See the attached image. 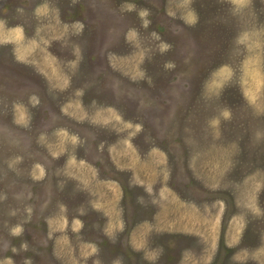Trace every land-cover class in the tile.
Returning a JSON list of instances; mask_svg holds the SVG:
<instances>
[{
    "label": "rangeland",
    "instance_id": "1",
    "mask_svg": "<svg viewBox=\"0 0 264 264\" xmlns=\"http://www.w3.org/2000/svg\"><path fill=\"white\" fill-rule=\"evenodd\" d=\"M224 261L264 264V0H0V264Z\"/></svg>",
    "mask_w": 264,
    "mask_h": 264
},
{
    "label": "flooded vegetation",
    "instance_id": "2",
    "mask_svg": "<svg viewBox=\"0 0 264 264\" xmlns=\"http://www.w3.org/2000/svg\"><path fill=\"white\" fill-rule=\"evenodd\" d=\"M228 222H229V220H228ZM227 225H228V223H227ZM227 225H226V227H227ZM131 227H133L132 224L129 225V228H128L129 231H130ZM226 227H225L224 229L222 228V230H221L222 236H224V233H225V231H226V229H227ZM220 243H221V244H220V249H222V251H221L222 253H221V252L219 253V257H221V255L223 254V252H224V250H225V249H224V246H223V242H220ZM225 263H226V262L224 261L223 264H225Z\"/></svg>",
    "mask_w": 264,
    "mask_h": 264
}]
</instances>
